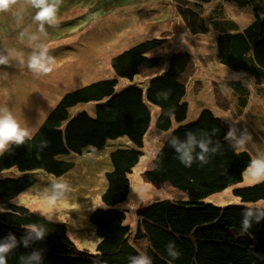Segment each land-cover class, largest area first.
I'll return each instance as SVG.
<instances>
[{"label": "trees", "instance_id": "trees-1", "mask_svg": "<svg viewBox=\"0 0 264 264\" xmlns=\"http://www.w3.org/2000/svg\"><path fill=\"white\" fill-rule=\"evenodd\" d=\"M174 2L189 32L188 39L212 35V59L229 74L225 84L212 83L217 108L230 113L229 109L235 106L237 113H230L234 117L232 123H246L248 115L251 122L264 123V116L257 111L264 108V0ZM211 2L216 5L209 6ZM229 4L240 9L250 7L251 22L239 28L224 13ZM205 8L207 12L202 13ZM170 36L165 33L112 57L110 67L116 78L99 80L64 94L32 140L13 145L0 155V172L15 169L22 174L17 178H0V205L9 210L0 213V239L11 232L19 240L24 227L33 223L47 229L42 241L29 248L18 245L8 255L7 264H21L20 257L36 249L43 255V264H129L128 258L138 252L149 255L153 264H264V221L254 224L247 234L239 235L242 206L264 201V183L240 186L252 156L249 150L238 151L225 141L230 127L225 118L228 116L221 117L213 109L205 108L190 123L186 122L188 85L201 80L197 74L202 70L194 64V56L188 50L157 54L171 47ZM118 79L137 80L144 87L129 85L117 91ZM199 86L201 82L196 81L194 90ZM160 93H167V98ZM253 96H258V103L251 102ZM87 104L86 111L70 113L75 106ZM151 106L159 109L153 128L164 140L155 152L152 167L142 176L157 188L173 189L175 196L136 209L137 220L131 227L125 224L126 211L116 206L127 199L129 175L143 155L144 140L153 122ZM201 130H215L212 140L220 143V152L205 165L194 162L185 167L168 139L173 135L184 139L189 131L200 138ZM252 130L257 133L254 138L264 143V126L259 131ZM119 138H126L130 145L110 154L112 170L105 175L103 207L94 209L89 217L98 238L94 254L78 250L65 224L50 222L10 202L35 184L29 172L42 171L60 177L73 168L72 163L60 160L61 156L81 154L87 147L100 150L108 141ZM41 141L47 142L42 149ZM227 189L239 206L218 207L203 202ZM169 241H174L179 249L176 260L165 251Z\"/></svg>", "mask_w": 264, "mask_h": 264}, {"label": "rangeland", "instance_id": "rangeland-1", "mask_svg": "<svg viewBox=\"0 0 264 264\" xmlns=\"http://www.w3.org/2000/svg\"><path fill=\"white\" fill-rule=\"evenodd\" d=\"M214 4L215 2H211L209 6ZM34 12L24 0H18V4L10 12L0 13V54L13 52L9 65L0 66V106H7L21 126L31 128L33 134L64 94L99 80L116 78L110 67L112 57L146 40L159 39L165 33L171 35V47L157 54L170 55L181 49L188 50L194 56V64L199 65L202 70L197 74L201 80H196L201 82V86L194 90L195 80L188 85L187 122L202 109H211L209 106L213 105V112L221 117L228 116L225 117L228 125L234 124L241 131L246 129L249 134L255 133L252 128L258 130L264 126L262 121L251 122L250 115L247 116L246 123L243 120L240 124L238 121L232 123L234 117L230 113H237L235 106L229 109L230 113L217 108L212 83L218 84L221 81L225 84L229 74L212 59V35L194 41L188 39L189 32L176 11L174 0H63L58 12L59 27L46 26L48 35L38 34L39 39L32 41L31 35L37 32V25L32 20ZM206 12V8L202 10V13ZM251 12L250 7L240 9L232 4L224 9L226 17L233 19L239 28L251 22ZM21 32L24 33L23 37L20 36ZM41 43L49 46L50 54L56 57V64L51 74L38 78L28 71L26 61ZM21 58L25 61L24 65L19 63ZM4 73H7L6 79ZM118 81L115 88L117 91L129 85L144 87L137 80ZM257 99L258 96H253L251 102L258 103ZM88 106L89 104L77 105L70 113L86 111ZM257 111L264 116L263 107L257 108ZM151 112L153 122L144 140L143 155L129 175L127 199L116 206L126 211L125 224L131 227H134L137 220L136 209L169 199L173 194L169 187L157 188L147 183L142 176L143 172L152 167L154 153L164 140L153 128L159 109L151 106ZM250 135L252 140L246 149L254 158L264 153V144L260 139L254 138L252 133ZM128 145L130 143L126 138H119L108 141L100 150L87 147L81 154L61 156L60 160L73 164L70 171L60 176L70 183L71 191L67 198L58 200L55 205L48 204L45 191L54 178L60 177H53L42 171L28 173L36 182L15 198L14 202L50 222L65 224L68 236L78 250L94 254L98 238L89 221L90 213L103 207L101 196L107 185L105 175L112 170L110 154ZM21 175L15 169L0 172L1 179ZM253 183L245 174L240 186ZM203 202L218 207L239 206V201L228 189L211 195Z\"/></svg>", "mask_w": 264, "mask_h": 264}, {"label": "clouds", "instance_id": "clouds-1", "mask_svg": "<svg viewBox=\"0 0 264 264\" xmlns=\"http://www.w3.org/2000/svg\"><path fill=\"white\" fill-rule=\"evenodd\" d=\"M28 8L34 9L32 15L33 22L37 25V32L32 34V41L38 40V34L48 35V28H58L60 19L58 12L63 0H24ZM18 4V0H0V13L10 12L14 6ZM23 37L24 33L21 32ZM38 50H33L27 57L26 67L34 76H47L52 73L56 64V57L50 54V48L47 44H38ZM13 58V52L8 51L7 54H0V66H8ZM21 65L25 64L23 58L20 59ZM4 78H7V73H4ZM167 98V93L158 94ZM197 133L186 132L185 138L181 139L178 136H170L168 139L169 146L175 151L176 158L185 166L191 167L194 162H198L201 166L209 163L211 157L220 152L221 145L219 142L213 143L212 137L215 135V130L207 132L201 130ZM33 139L32 129L26 126H21L18 119L7 106H0V155L9 151L13 145L21 146L27 141ZM225 141L236 148L238 151L246 149L247 144L252 140L251 135L247 130H239L233 125H230L229 130L225 134ZM47 146L46 141H41L39 147L42 149ZM38 155V154H37ZM245 174L250 177L254 183H264V153L258 154L250 160L244 170ZM70 183L60 177L54 178L45 191V197L50 206L55 205L58 200L67 198L70 194ZM10 202H14L11 200ZM9 211L4 205H0V213ZM242 220L240 222L239 235H245L254 224H259L264 221V201H257L242 206ZM47 235V229L40 224H29L24 227V235L18 240L11 232L0 239V264H7V257L12 253L18 245L22 244L25 248H29L35 242L42 241ZM167 255L176 260L179 258L180 252L174 241H169L165 246ZM129 264H153L152 258L145 252H138L129 258ZM21 264H43V255L36 249L27 255L20 257Z\"/></svg>", "mask_w": 264, "mask_h": 264}, {"label": "bare ground", "instance_id": "bare-ground-1", "mask_svg": "<svg viewBox=\"0 0 264 264\" xmlns=\"http://www.w3.org/2000/svg\"><path fill=\"white\" fill-rule=\"evenodd\" d=\"M161 51L163 52L164 50H161ZM159 53H160V52H159ZM75 90H76V89H75ZM212 106H213V105H210V106H209V107H211V110L213 109ZM207 108H208V107H207ZM194 118H196V116H195ZM194 118L190 119L188 122H187V120H186V122H187V123H190ZM226 119H227V118H226ZM240 122H241V121L239 120L238 123L240 124ZM251 133H252L254 136L256 135V134L253 133V132H250V134H251ZM263 144H264V143H263ZM250 154H251V152H250ZM154 155H155V153H154ZM153 158H154V157H153ZM252 158H253V157H252ZM172 191H173V189H170V192H172ZM150 205H151V204H150ZM148 206H149V205H148Z\"/></svg>", "mask_w": 264, "mask_h": 264}]
</instances>
